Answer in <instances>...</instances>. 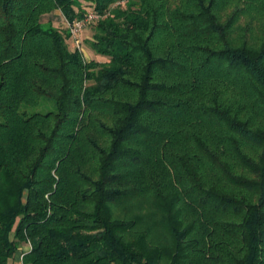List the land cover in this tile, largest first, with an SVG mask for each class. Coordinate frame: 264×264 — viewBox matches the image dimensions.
<instances>
[{
    "label": "trees",
    "instance_id": "1",
    "mask_svg": "<svg viewBox=\"0 0 264 264\" xmlns=\"http://www.w3.org/2000/svg\"><path fill=\"white\" fill-rule=\"evenodd\" d=\"M24 246L264 264V0H0V264Z\"/></svg>",
    "mask_w": 264,
    "mask_h": 264
},
{
    "label": "rangeland",
    "instance_id": "2",
    "mask_svg": "<svg viewBox=\"0 0 264 264\" xmlns=\"http://www.w3.org/2000/svg\"><path fill=\"white\" fill-rule=\"evenodd\" d=\"M82 4H86L84 1H82ZM80 20V18H78ZM82 19V18H81ZM49 20L51 22V25L53 28H59V29H64L65 31H67L69 33V24L70 22L66 21V19L63 17V15L57 11V12H52L49 15ZM76 20V19H74ZM94 20H90V22L87 24L89 25L90 23H92ZM50 27L49 23H45L43 25V28L48 29ZM92 38L90 31H86V29L80 34L79 36V40L81 41L80 43V52L83 54L84 58L86 60H92V56L93 58L96 59V61H101V58L97 55H93L91 54V52H89L87 50V48L85 49V43L82 44V41L86 40V42L88 40H90ZM88 46V45H87ZM92 55V56H90ZM42 107V106H41ZM28 108V111L30 112H47V111H54V105L52 103H49V105L47 106V108Z\"/></svg>",
    "mask_w": 264,
    "mask_h": 264
},
{
    "label": "built area",
    "instance_id": "3",
    "mask_svg": "<svg viewBox=\"0 0 264 264\" xmlns=\"http://www.w3.org/2000/svg\"><path fill=\"white\" fill-rule=\"evenodd\" d=\"M97 15L92 13H87L82 19H76L72 23L69 24V33L71 38L74 41L76 47L80 50V43L79 40L80 34L87 28V24L90 20H97Z\"/></svg>",
    "mask_w": 264,
    "mask_h": 264
},
{
    "label": "crops",
    "instance_id": "4",
    "mask_svg": "<svg viewBox=\"0 0 264 264\" xmlns=\"http://www.w3.org/2000/svg\"><path fill=\"white\" fill-rule=\"evenodd\" d=\"M26 249H28V247L24 246L21 250L17 251L13 258L9 260L8 264H23L21 252L26 251Z\"/></svg>",
    "mask_w": 264,
    "mask_h": 264
}]
</instances>
